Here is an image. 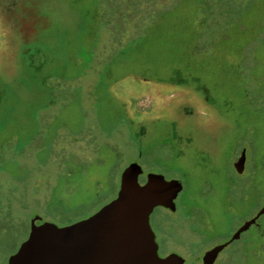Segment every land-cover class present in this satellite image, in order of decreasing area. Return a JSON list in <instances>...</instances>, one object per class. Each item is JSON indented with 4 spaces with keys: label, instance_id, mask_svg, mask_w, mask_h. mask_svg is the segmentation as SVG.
I'll list each match as a JSON object with an SVG mask.
<instances>
[{
    "label": "rangeland",
    "instance_id": "374dc122",
    "mask_svg": "<svg viewBox=\"0 0 264 264\" xmlns=\"http://www.w3.org/2000/svg\"><path fill=\"white\" fill-rule=\"evenodd\" d=\"M263 122L264 0H0V202L22 221L93 214L136 162L180 182L149 216L158 255L200 264L264 203ZM248 239L264 259V214L213 264Z\"/></svg>",
    "mask_w": 264,
    "mask_h": 264
},
{
    "label": "water",
    "instance_id": "95a60500",
    "mask_svg": "<svg viewBox=\"0 0 264 264\" xmlns=\"http://www.w3.org/2000/svg\"><path fill=\"white\" fill-rule=\"evenodd\" d=\"M244 163L242 149L233 163L236 172L243 171ZM142 173L140 165L129 163L120 173L116 196L93 214L70 224L58 226L32 215L27 237L8 256L6 264H183V257L177 253L158 255V244L149 224L155 207L175 210L174 198L180 183L155 173H146L140 183ZM263 213L264 203L229 239L205 250L199 257L200 263L213 264L223 248Z\"/></svg>",
    "mask_w": 264,
    "mask_h": 264
},
{
    "label": "trees",
    "instance_id": "16d2710c",
    "mask_svg": "<svg viewBox=\"0 0 264 264\" xmlns=\"http://www.w3.org/2000/svg\"><path fill=\"white\" fill-rule=\"evenodd\" d=\"M264 123V122H263ZM264 126V125H263ZM72 146H73V150H72V152L74 153V154H76V155H83L84 154V150L85 149H87V147H83V146H81L80 144H79V141H74V143H72ZM82 148V150H83V154H81L82 153V151L80 152H75L74 150H75V148H80V147ZM245 150V163H244V169L243 170H245V168H246V165H247V163H248V154H246V149H244ZM234 168V167H233ZM235 170V169H234ZM236 171V170H235ZM237 174H243L242 172L241 173H238V172H236ZM141 183V182H140ZM180 183V182H179ZM175 201V200H174ZM8 202V205H4V204H1V202H0V208L2 209H4L5 210V215H6V219L3 221V223H2V227L0 228V233H1V236H2V240L0 241V244L2 243L3 245H4V241H7V239L9 238V235H10V230L11 229H13V225H20V226H22L24 223H27V225H28V232H29V221H22V219H18L17 217H16V213H15V207L14 206H16L14 203L15 202H12V201H10V200H8L7 201ZM176 206V205H175ZM260 208V207H259ZM169 210V209H168ZM175 210H176V208H175ZM174 210V211H175ZM258 210V209H257ZM171 211V210H170ZM257 212V211H256ZM9 213L14 217V220L9 216ZM264 214V213H263ZM255 215V214H254ZM262 215V214H261ZM260 215V216H261ZM259 216V217H260ZM258 217V218H259ZM257 218V219H258ZM257 221V220H256ZM36 223H39V221H36ZM70 224V223H69ZM18 225V226H19ZM241 225V224H240ZM239 225V226H240ZM245 232V231H244ZM244 232H242V233H244ZM241 233V234H242ZM241 234L238 236V238L241 236ZM238 238L237 239H235V240H238ZM253 243H252V241L250 240V239H248V240H246L244 243H242V245L240 244V250H236V251H234L233 252V254H231L230 255V258H229V261H230V264H235V263H238V264H264V259L263 258H261L260 259V257H258L254 252V250H253ZM246 253V254H245ZM3 254H6L7 255V253H1L0 252V257L3 255ZM253 261H252V260ZM199 263H200V261H199ZM201 264V263H200Z\"/></svg>",
    "mask_w": 264,
    "mask_h": 264
},
{
    "label": "flooded vegetation",
    "instance_id": "af4514ba",
    "mask_svg": "<svg viewBox=\"0 0 264 264\" xmlns=\"http://www.w3.org/2000/svg\"><path fill=\"white\" fill-rule=\"evenodd\" d=\"M144 180H145V179H143V181H142V182H144ZM142 182H141V183H142Z\"/></svg>",
    "mask_w": 264,
    "mask_h": 264
}]
</instances>
